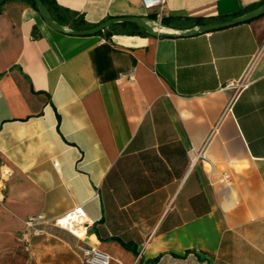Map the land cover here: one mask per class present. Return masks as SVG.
<instances>
[{
    "label": "crops",
    "instance_id": "crops-1",
    "mask_svg": "<svg viewBox=\"0 0 264 264\" xmlns=\"http://www.w3.org/2000/svg\"><path fill=\"white\" fill-rule=\"evenodd\" d=\"M52 1L86 28L144 16L169 32L264 3ZM121 24L74 35L1 5L0 264H81L53 222L76 206L109 264H264V14L190 35Z\"/></svg>",
    "mask_w": 264,
    "mask_h": 264
},
{
    "label": "water",
    "instance_id": "water-1",
    "mask_svg": "<svg viewBox=\"0 0 264 264\" xmlns=\"http://www.w3.org/2000/svg\"><path fill=\"white\" fill-rule=\"evenodd\" d=\"M4 1L5 0H0V4L3 3ZM32 1L35 3L37 10L39 11L43 20L51 28L57 31L67 32V33L74 34V35L95 34L109 27L112 24L125 23V22L134 23L139 28V30L144 31L151 35H190L193 33L208 32V31H212L215 29L225 27V26L233 25L236 23L249 21V20H252L264 14V3H262L259 6L255 7L254 9H251L241 15L234 16V17L227 18V19L220 20V21L201 23L187 30H181V31H176V32H169V31H164L162 29H159L152 23V21L145 18L144 16L113 17V18L106 19L100 23H97L94 26L89 27V28H85L81 30H69L53 20L50 12L46 8V6L42 3L41 0H32Z\"/></svg>",
    "mask_w": 264,
    "mask_h": 264
},
{
    "label": "built area",
    "instance_id": "built-area-1",
    "mask_svg": "<svg viewBox=\"0 0 264 264\" xmlns=\"http://www.w3.org/2000/svg\"><path fill=\"white\" fill-rule=\"evenodd\" d=\"M165 0H142L145 9H162ZM160 17V14H157ZM46 221L42 213L28 215L24 219L26 230L22 232L21 239L27 244L33 235L41 233L39 225ZM57 226L69 231L80 238L76 250L80 256L81 264H109V255L98 249L95 245L85 241L87 221L81 206H76L53 221Z\"/></svg>",
    "mask_w": 264,
    "mask_h": 264
},
{
    "label": "trees",
    "instance_id": "trees-1",
    "mask_svg": "<svg viewBox=\"0 0 264 264\" xmlns=\"http://www.w3.org/2000/svg\"><path fill=\"white\" fill-rule=\"evenodd\" d=\"M26 1H28L37 10V7L32 0H26ZM41 1L50 12L53 20L58 24H60L61 26L69 25L72 29H76V30L90 26L88 23L84 21V19L80 15H76L75 12L70 11L68 8L63 7L52 0H41ZM3 3L0 4V7ZM204 21H205L204 18L196 19L197 24L202 23ZM120 26H122L124 29H126V27L129 26V29L127 28L126 30H128L130 33L147 34L146 32L139 30V28L134 23H130V24L123 23ZM103 31H106V29H104Z\"/></svg>",
    "mask_w": 264,
    "mask_h": 264
}]
</instances>
